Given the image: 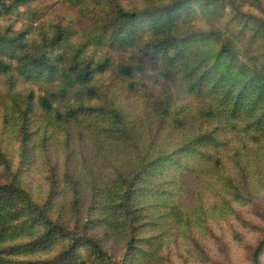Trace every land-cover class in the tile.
<instances>
[{
	"label": "rangeland",
	"instance_id": "374dc122",
	"mask_svg": "<svg viewBox=\"0 0 264 264\" xmlns=\"http://www.w3.org/2000/svg\"><path fill=\"white\" fill-rule=\"evenodd\" d=\"M13 1L5 0V7ZM179 1L183 0H115L123 9L134 11L152 5L173 6ZM187 1L195 12L192 17L198 31L219 29L224 34L241 29L228 23L230 7L212 18L198 8V0ZM231 1L222 0L221 5ZM236 1L242 12L264 20V0ZM113 5L111 0H17L15 8L0 15V34L8 38L4 48L7 54L0 50V60L9 67L0 73V155L5 161L0 163V183L10 174L18 176L36 203L51 200L52 219L70 230L75 217L81 215V221L90 216L105 219L104 208L100 213H90L92 191L101 197L118 174L129 173L139 165V158L147 161L165 155L185 141L184 128L195 131L192 120L184 122L182 128L156 106L160 98L180 111L188 105L194 107V99L184 92L177 71L162 77V60L148 55V29L134 44L112 34ZM177 10L182 11L180 7ZM143 21L147 26L148 21ZM183 22L179 23L182 28ZM58 29L63 31L62 42L44 44ZM9 45L17 47V57ZM212 46L208 40L198 48ZM40 55L50 60L53 71L44 70L36 80L23 78L17 58ZM84 61L102 65L87 85L94 93L76 85L64 89L63 75L72 77L71 68ZM126 64H141L145 74L122 76L118 68ZM29 95L32 99L27 104ZM41 98H47L61 117L42 109ZM74 107H83V111L66 116V109ZM116 111L123 115V122L112 127L108 120ZM197 123L203 122L199 119ZM203 126L201 134H205ZM237 133L240 136H223L217 148H203L202 153L212 157L207 166L201 165L200 173L178 169L175 173L186 175L178 189L168 185V179L160 178L156 183L146 180V187L153 185L156 196L150 200L146 192L140 206L146 211L147 224L139 226L134 236V245L144 248L146 257L128 250L129 238L114 229L89 225L88 234L101 239L118 264H254V253L264 241V138L251 131ZM69 178L75 182L70 183ZM73 184L79 191L77 214ZM64 244L65 240H58L45 255L11 258H52ZM80 253L87 264H100L88 249L80 247ZM258 260L264 264V250Z\"/></svg>",
	"mask_w": 264,
	"mask_h": 264
},
{
	"label": "trees",
	"instance_id": "16d2710c",
	"mask_svg": "<svg viewBox=\"0 0 264 264\" xmlns=\"http://www.w3.org/2000/svg\"><path fill=\"white\" fill-rule=\"evenodd\" d=\"M111 1L115 14L112 34H118L122 42L134 44L148 29L150 32L147 41L148 55L162 60L165 68L162 77L168 78L172 72L177 71L184 92L194 99L192 105L194 107L188 105L180 111H175L167 101H161L160 98L156 106L159 105L168 119L174 124H180L181 127L184 122L192 120L195 123V131H192L194 128L191 130L184 128L187 131L183 133L187 135L185 141L165 155L149 157L147 161L145 157L139 158V165L129 173L118 174L101 197L99 193L92 191L90 213H100V209L104 208L105 219L97 220L95 216H90L81 221L82 215L81 218L75 217L73 230L52 219L51 200L36 203L23 188L19 177L10 174L6 182L0 183V264H87L85 256L80 253V247L88 249L92 258L100 264H118L104 249L101 239L88 234L89 225L92 228L103 226L126 235L129 238L127 249L146 257L148 253L145 249L134 245L135 233L139 226L147 224L144 221L148 219L145 209L140 204L145 200L146 192L150 200H155L156 196L152 190L153 185L151 188L146 187V180H156L154 182L156 183L160 178L163 181L168 179L165 180L168 185L171 184L174 189H178L179 181L186 175L175 172L183 169L187 173H200L204 167L201 165L207 166L209 156L212 157L208 153H202L203 148L221 146L223 136L237 137L240 136L237 132L245 134L251 131L255 136L264 138L263 19L242 12L236 0L229 2L227 6L221 5L222 0H198V8L203 14L207 11L208 16L212 18L220 16L226 7H230L232 13L228 23L241 26L239 30L232 29L224 34L219 29L201 32L194 25L192 16L195 12L187 6V0L179 1L173 6L152 5L142 11L125 10L115 0ZM16 2L17 0H14L6 8L5 0H0V15L15 8ZM179 7L182 9L180 12L177 10ZM189 18L191 21H188ZM143 20L148 21L147 26ZM181 21H184L183 28L179 25ZM62 37L63 31L58 29L49 43L46 41L43 43L58 45L62 42ZM208 40L212 42V47L198 48ZM7 42L6 35L0 34V50L5 54ZM9 47L14 57H17L15 54L17 47L11 45ZM17 64L19 74L27 80L39 79L43 76L44 70L48 73L53 71L52 64L45 55L18 57ZM8 70V65L0 60V73ZM71 70L72 77L63 75L64 89L76 85L93 94L94 89L87 85L91 82L93 74L102 70V65L84 61ZM118 72L128 78L145 74L141 64L122 65ZM31 99L32 96L29 95L27 104ZM39 105L47 113H55L57 117H61L60 112L54 109L47 98H41ZM82 108H68L65 114L70 117L83 111ZM113 116L108 121L112 127L119 126L118 124L123 122V115L116 111ZM199 119L202 124L197 123ZM204 124L205 134H201ZM233 132L235 135H227ZM1 162L5 164L4 158L0 155ZM216 162L220 165L219 160ZM69 180L70 183L75 182L71 178ZM78 194L79 191L73 184L72 199L76 214L79 206ZM58 240H65L66 244L52 258L37 261L11 258L21 254L45 255L56 247ZM138 241L141 242V239ZM145 242L149 244V240ZM263 244L264 241L254 253V264H259L258 257L264 250ZM120 264H125V261Z\"/></svg>",
	"mask_w": 264,
	"mask_h": 264
}]
</instances>
